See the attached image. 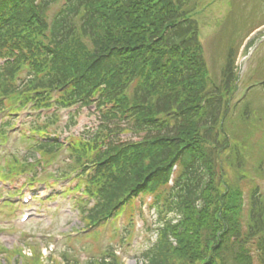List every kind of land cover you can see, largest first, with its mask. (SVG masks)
Segmentation results:
<instances>
[{"label":"trees","instance_id":"obj_1","mask_svg":"<svg viewBox=\"0 0 264 264\" xmlns=\"http://www.w3.org/2000/svg\"><path fill=\"white\" fill-rule=\"evenodd\" d=\"M58 1L0 0V112L38 113L28 156L46 160L68 142L88 228L140 194L158 214H179L141 254L147 264H264V195L252 190L244 217V159L227 130L233 60L221 84L210 81L191 18L196 0H65L48 20ZM83 109L95 125L59 141L58 111L70 120ZM10 164L18 173L33 166ZM64 254L62 264H79ZM85 264L122 262L110 252Z\"/></svg>","mask_w":264,"mask_h":264},{"label":"rangeland","instance_id":"obj_2","mask_svg":"<svg viewBox=\"0 0 264 264\" xmlns=\"http://www.w3.org/2000/svg\"><path fill=\"white\" fill-rule=\"evenodd\" d=\"M62 3L63 0L55 5L52 12L56 11ZM191 18L198 24L207 72L215 84L223 80L222 72L227 54L229 50L233 51L231 58L235 63L238 79L237 89L232 99V105L235 106L229 112L227 130L233 137V144L244 158L242 173H245L247 179L242 184L247 205V197L256 186L264 194V122H261L264 119V84L259 82L257 89L250 91L253 89L250 85L254 86L255 81L264 80V42L261 41L264 38V0H197ZM259 40L261 43L253 46ZM247 88L250 89L247 91ZM242 101L251 113L248 120L242 116V105L236 106ZM8 108L7 106L6 109ZM12 124L14 123L9 124L8 127L13 126ZM94 125L92 116L85 110H78L70 120L62 113L59 124L52 130L61 139H65L77 136L78 133ZM16 133L17 129L9 132L7 149L15 145L12 139L17 136ZM23 146L21 143L15 146V149L20 151L18 155L20 160L24 159H21L25 152ZM1 154L0 151V156ZM58 156L57 160H53L54 162L39 164L42 167L36 170L39 181L52 185L53 181L48 177L49 174L55 170H61L60 174L64 169L68 170L64 161L68 157L67 152H59ZM6 158L11 157L6 155ZM25 160L27 162L28 157ZM16 171V165L0 161V254H4L9 264L12 263L14 252L7 251L4 247H18L26 243L37 248V242L40 240L49 243V247L43 250L44 255L54 250L49 256L52 260L60 257L58 252L69 251L64 256L82 264L90 258L98 259L104 252L112 250L124 264H135V260L149 239L154 238V236L151 237L150 219L144 213L147 203L151 204L149 197L144 198L143 204L140 200L143 198L135 200L133 207L120 213L117 219L112 218L103 226L86 229L89 233L82 238L81 234H75V230H79L82 226L75 218L76 212L73 207H70L71 202H80L72 198L75 191L68 190L62 195L53 194L45 200L33 199V202L24 206L21 194L25 193L23 196H26L35 193L34 195L39 197L41 191L51 194L59 186L62 188L63 184L59 183L49 188L34 182L33 191L24 192V187L20 186L24 180L22 178L13 180ZM72 176L73 178L68 182L74 179L71 185H77L79 179H76L77 176L73 174ZM12 181L14 185L18 181V186H14ZM25 211L33 215L27 223L20 224L18 219ZM126 224L131 226V231L126 236H118L120 231L123 234L129 230ZM14 230L15 232L11 233ZM85 244L89 246L84 249ZM24 250L27 251V247Z\"/></svg>","mask_w":264,"mask_h":264}]
</instances>
